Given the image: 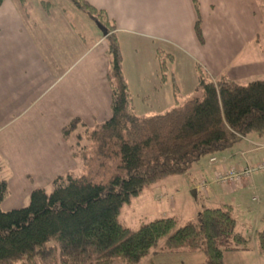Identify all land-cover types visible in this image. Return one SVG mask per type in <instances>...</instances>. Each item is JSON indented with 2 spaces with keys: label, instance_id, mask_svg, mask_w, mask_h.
<instances>
[{
  "label": "crops",
  "instance_id": "1",
  "mask_svg": "<svg viewBox=\"0 0 264 264\" xmlns=\"http://www.w3.org/2000/svg\"><path fill=\"white\" fill-rule=\"evenodd\" d=\"M86 1L116 25L123 71L138 98L164 97L167 106L175 105L174 91L161 82L171 75L180 83L183 61L180 65L176 55L194 66L193 78H199L201 68L214 81H264V0ZM43 2L51 3L5 0L0 7V159L10 189L5 211L27 206L34 189L47 190L56 177L80 169L63 128L77 118L93 127L111 117L107 37L101 31L85 36L64 9L53 3L47 9ZM127 54L133 67L148 68L138 87L132 82L137 79L134 70V78L125 72ZM160 55L166 58L164 73ZM214 157L215 163L209 157V166H215L211 182L199 170L193 194L198 197L201 183L207 181L206 200L217 204L215 208L231 207L237 219L235 202L228 198L243 193L247 185L264 198V172L238 185H221L214 177L263 163L264 133L239 138ZM211 186L222 188V194L214 195ZM263 228L264 208L255 214V235ZM259 250L256 243V253Z\"/></svg>",
  "mask_w": 264,
  "mask_h": 264
},
{
  "label": "trees",
  "instance_id": "2",
  "mask_svg": "<svg viewBox=\"0 0 264 264\" xmlns=\"http://www.w3.org/2000/svg\"><path fill=\"white\" fill-rule=\"evenodd\" d=\"M71 1L108 31L111 117L93 127L77 118L63 128L74 158L88 172L56 177L51 192L34 189L25 207L3 209L10 189L0 159V264L51 259L59 264H141L156 254L161 240L171 252H203L206 259L201 264H225V251L232 249L226 245L230 238L244 247L251 242L237 230L231 207L205 208L196 223L179 226L175 218H160L136 231L121 224L119 216L146 187L186 174L201 158H215L239 138L264 133V81L246 85L214 81L198 68L201 96L178 103L165 114L140 116L123 71L116 25L86 0ZM4 2L0 0V7ZM197 36L202 41L199 25ZM160 58L164 73L166 58ZM111 162L118 163L116 173L107 182L95 180L94 170ZM255 240L264 251V228Z\"/></svg>",
  "mask_w": 264,
  "mask_h": 264
},
{
  "label": "rangeland",
  "instance_id": "3",
  "mask_svg": "<svg viewBox=\"0 0 264 264\" xmlns=\"http://www.w3.org/2000/svg\"><path fill=\"white\" fill-rule=\"evenodd\" d=\"M46 1L64 9L71 22L79 31L83 32L85 36L89 33V36L92 35L93 37L96 36L98 32H102L98 27L99 25L96 19L78 9L71 0ZM176 58L180 65L181 61H183V65L182 67L180 66L181 68L179 71L180 83H174L171 75L168 79L166 78V80H162L163 83L161 82L163 87L166 85V87H171L172 92L174 91V96L176 98L174 100L175 105L177 99L184 103L193 97H199L202 95L201 91L196 90L199 84V78H193L197 73L194 66L183 56L180 57V55H176ZM131 62L129 55L127 54V59L124 64L125 72L129 77L131 76V78H134V70L137 79L132 82L133 86L138 87L140 84L141 73L144 74V71H148V68L133 67L134 64ZM169 68L171 70L172 65H169ZM195 80L197 82L196 84ZM131 93L135 109L140 116L165 114L175 107V105L167 106L163 101L165 99L164 97L156 98L152 96L151 98H138L133 92ZM117 164V162H111L106 168H96L94 170V172H97L95 180L107 182L112 175L116 173ZM209 164V157H203L194 163L191 171L186 174L168 176L155 182L153 185L146 187L138 196L133 197L130 203L123 206L119 216L121 224L129 228L131 231H136L143 224L160 218H175L179 226H184L189 222L196 223L197 218L195 216L202 212L203 207L215 208V206H217V204L212 205L209 200H206L203 192H200L198 197H195L193 194V191L195 190V185L193 184L195 180L194 178L196 177V174L198 176L199 170L203 169L208 183L211 182L212 176L210 172L215 166L212 165V167H210ZM87 172V170L80 168L78 171H75L74 174L80 176ZM245 189L246 190L243 193L230 196L227 201L235 202L233 204L237 207L236 217L238 229L243 231V235L246 237L247 241L250 239L251 242L246 243L247 247H244L243 245H237L234 239L230 238L226 245L232 249H230L229 252L225 251V264H264V251L259 250V253H256L255 251L256 235L253 230L255 214H257L258 210L264 208V198H261V195L250 185H247ZM210 190H212L216 196L222 194V188L219 186H211ZM47 191L51 192L52 186H50ZM254 198H257V202H253ZM250 222L252 224L251 226ZM53 244L54 240L48 243L49 246H52ZM224 247L222 246V248ZM245 248H247V250ZM243 249L245 251H243ZM205 259V254L200 251H194V253L190 250L171 252L167 250L165 241L161 240L156 248V254L150 255L149 258L144 259L141 264H145L148 260H153L155 264H201ZM17 264L29 263L27 261H21ZM36 264H59V262L58 259H51L44 262L38 260L36 261Z\"/></svg>",
  "mask_w": 264,
  "mask_h": 264
},
{
  "label": "built area",
  "instance_id": "4",
  "mask_svg": "<svg viewBox=\"0 0 264 264\" xmlns=\"http://www.w3.org/2000/svg\"><path fill=\"white\" fill-rule=\"evenodd\" d=\"M211 162L215 163L216 158H212ZM259 172H264V162L259 163L255 166H248L245 169L238 171L236 169H231L224 171V173H216L214 180L216 183L221 185H230V184H241L251 178ZM209 187L207 181H203L200 185V188L203 192H206ZM256 200V199H255Z\"/></svg>",
  "mask_w": 264,
  "mask_h": 264
},
{
  "label": "water",
  "instance_id": "5",
  "mask_svg": "<svg viewBox=\"0 0 264 264\" xmlns=\"http://www.w3.org/2000/svg\"><path fill=\"white\" fill-rule=\"evenodd\" d=\"M98 25H99V28L102 30L104 36L107 37V36H108V31H107V29H106L105 27H103V26H102L101 24H99V23H98Z\"/></svg>",
  "mask_w": 264,
  "mask_h": 264
}]
</instances>
